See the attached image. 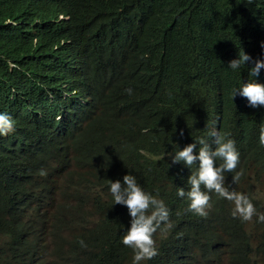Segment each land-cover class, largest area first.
<instances>
[{"label":"clouds","instance_id":"clouds-1","mask_svg":"<svg viewBox=\"0 0 264 264\" xmlns=\"http://www.w3.org/2000/svg\"><path fill=\"white\" fill-rule=\"evenodd\" d=\"M115 50L107 45L104 53L99 50L102 59H93L101 63L96 70L103 87L97 91L90 81L76 83L77 75L90 73L79 51L69 64L77 75L44 94L32 91L25 79L12 84L17 87L0 89V193L13 197L5 202L0 197V264H202L205 259L263 264L247 254L241 239H232L240 248L231 261L227 239L217 248L191 241L218 221L219 204L224 216L264 223V184L236 172L241 157L252 153V160L258 158L264 167V42L249 55L242 40L239 46L218 42L206 48L198 62L196 88L183 87L177 93L183 107L171 125L176 139L163 147L158 141L152 149L146 144L141 166L129 160L136 136L107 127L98 129L103 136L99 149L90 143L83 148L79 138L48 148L43 138L47 128L66 125L87 106L97 105L117 125L133 121V110L121 102L120 93L132 95L142 71L113 54ZM173 81L156 86L160 106L168 104ZM226 88H232L231 100ZM156 107L165 113L172 106ZM143 126L137 122L133 128L146 133L139 130ZM230 126L236 127L247 153L224 133ZM94 156L110 171L104 191L64 183L73 163L74 169H89ZM51 173L57 177L48 181ZM53 194L51 213L74 218L68 226L64 220L52 227L50 215L40 222L45 201Z\"/></svg>","mask_w":264,"mask_h":264},{"label":"trees","instance_id":"trees-1","mask_svg":"<svg viewBox=\"0 0 264 264\" xmlns=\"http://www.w3.org/2000/svg\"><path fill=\"white\" fill-rule=\"evenodd\" d=\"M241 40L247 44L244 52L248 55L264 42V0L251 3L248 0H0V89L17 87L12 84L25 79L32 91L44 94L60 80L76 74L69 67L74 61L70 56L79 51L82 66L90 73L76 74L79 77L76 83L90 81L97 91L103 87L96 70L101 63L93 59L101 60L100 51L104 53L107 45L117 47L113 54L133 62L143 75L132 95L120 93L124 98L121 102L130 104L133 110V121L117 125L97 105L87 106L68 118L66 125L47 128L43 138L48 148L79 138L84 141L83 148L90 143L99 149V137L103 136L98 129L107 127L119 134L122 131L136 136L135 143H130L129 160L141 166L147 145L152 149L159 141V147H163L176 139L171 125L183 107L176 101L177 93L183 87L196 88L198 62L206 48L218 42L239 46ZM61 42L66 44L60 46ZM54 45L59 49L53 50ZM12 66V72L8 73ZM170 80H174L170 100L160 106L155 88ZM231 89L225 90L229 100ZM32 95L36 94L32 92ZM117 100L119 97L116 103ZM156 106L172 107L164 113ZM184 106L187 109L186 101ZM137 122L144 124L139 130L146 133L133 128ZM224 133L235 140L244 154L248 152L235 126L225 128ZM253 154L241 157L236 172L249 174L264 184V167L257 164L258 158L252 160ZM92 158L94 164L89 169H74L77 162L73 163L64 183L84 184L104 191L110 171L106 164L97 163L99 156ZM56 177L57 173H51L48 181ZM0 197L4 202L13 198L6 193H0ZM218 207L221 212L218 221L206 226L191 242L201 240L208 247L217 248L227 239L231 244L228 260L231 261L240 248L234 241L241 239L247 254L264 264V223H243L230 214L224 216L223 204ZM51 212H54V194L45 201L40 222L43 224L48 215L53 220L52 227L65 220ZM65 221L68 226L75 219L67 217ZM185 251L189 253V249ZM215 263L210 259L202 261V264Z\"/></svg>","mask_w":264,"mask_h":264},{"label":"rangeland","instance_id":"rangeland-1","mask_svg":"<svg viewBox=\"0 0 264 264\" xmlns=\"http://www.w3.org/2000/svg\"><path fill=\"white\" fill-rule=\"evenodd\" d=\"M259 192H260L259 189H254V193H255V194H258V195H259Z\"/></svg>","mask_w":264,"mask_h":264}]
</instances>
